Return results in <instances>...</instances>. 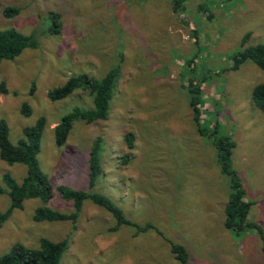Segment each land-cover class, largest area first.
<instances>
[{
  "label": "rangeland",
  "instance_id": "obj_1",
  "mask_svg": "<svg viewBox=\"0 0 264 264\" xmlns=\"http://www.w3.org/2000/svg\"><path fill=\"white\" fill-rule=\"evenodd\" d=\"M185 6L179 16L172 0H0V30H17L38 43L0 65V121L16 145L26 127L46 118L37 158L55 190L47 204L28 199L13 210L0 229V257L17 243L38 248L45 238L68 242L60 264H180L173 244L185 246L188 264H264L257 235L236 238L224 227L228 179L216 149L198 134L187 88L189 77L194 84L204 81L202 121L210 123L209 134L235 143L233 165L254 203L250 220L264 228V113L253 99L264 70L251 61L231 68L241 50L264 44V0H188ZM7 7L21 14L7 19ZM53 14L60 16L57 34L49 32ZM115 68L108 119L75 122L59 147L55 126L76 108H94V100L77 90L51 102L49 91L82 74L102 80ZM25 102L33 109L30 117L21 114ZM128 133L135 136L132 150ZM97 141L103 173L89 190ZM6 174L21 184L27 166L0 158L3 187ZM60 186L107 197L131 223L119 226L91 200L75 224L35 222L39 207L74 212L57 193ZM7 193L0 194V213L11 207Z\"/></svg>",
  "mask_w": 264,
  "mask_h": 264
},
{
  "label": "trees",
  "instance_id": "obj_2",
  "mask_svg": "<svg viewBox=\"0 0 264 264\" xmlns=\"http://www.w3.org/2000/svg\"><path fill=\"white\" fill-rule=\"evenodd\" d=\"M188 0H172V10L174 14L183 15L186 11V2ZM21 14V9L17 7H7L3 15L7 19L16 18ZM213 15L209 14L211 20ZM53 25L49 32L57 34L60 31L58 14H53ZM188 24V23H187ZM196 35V32H194ZM250 39V34L243 39L245 46ZM38 43L35 37L26 36L14 29L0 30V65L4 61H13L18 58L26 49L37 48ZM251 61L261 70H264V44L251 46L241 50L233 57L232 69H239L244 63ZM119 71L113 69L102 80L90 77L87 74L70 77L67 82L52 89L48 93L51 102H58L67 99L75 91H88L94 100V108L86 110L76 108L68 115L64 116L60 123L54 128L55 142L59 147L66 144L73 125L77 121H83L87 124H93L98 121H105L110 114V103L115 95V89L118 84ZM193 77H189L190 85L187 87L190 93V106L193 111L194 122L198 134L211 142L216 149L220 172L227 177L229 193L228 201L224 209L225 222L224 227L233 232L237 238H245L247 235L255 234L262 242V252L264 255V228L260 223L250 220V213L254 203L249 200L248 193L242 181L241 175L233 165V150L235 143L226 136L215 137L210 128L209 122H203V114L200 109L201 89L204 81L193 83ZM1 91L6 93L5 84L1 86ZM254 103L257 108L264 113V84L258 85L253 92ZM33 109L27 102L21 107V114L30 117ZM46 127V118L40 117L36 124L26 127L23 130V138L16 145L9 139V126L5 120L0 121V158L9 165L23 164L27 166V175L21 184H18L10 175L3 177L4 186L0 185V194H7L11 198V207L4 213H0V229L9 219L13 210L22 209L24 202L28 199H41L46 204L55 196V190L48 177L42 172L38 155L41 151V141ZM216 128V127H215ZM214 133H217L214 129ZM126 142L129 150L135 147V136L132 133L126 135ZM101 141L94 144L90 153L88 187L92 190L99 181L103 168L101 164ZM128 156V155H127ZM57 193L67 202H72L74 212L63 214L48 207H39L34 214V221L41 222H66L76 223L79 213L82 210L83 203L91 200L94 204L106 209L117 220V224L131 223L128 221L123 211L107 197L88 191L74 190L66 186H60ZM172 249L180 264H188L190 255L185 246L173 244ZM68 249L66 240L54 242L49 239H41L38 248H29L21 243L15 244L9 253L0 257V264H60L64 253Z\"/></svg>",
  "mask_w": 264,
  "mask_h": 264
},
{
  "label": "crops",
  "instance_id": "obj_3",
  "mask_svg": "<svg viewBox=\"0 0 264 264\" xmlns=\"http://www.w3.org/2000/svg\"><path fill=\"white\" fill-rule=\"evenodd\" d=\"M225 207H226V205H225ZM225 209V208H224Z\"/></svg>",
  "mask_w": 264,
  "mask_h": 264
}]
</instances>
